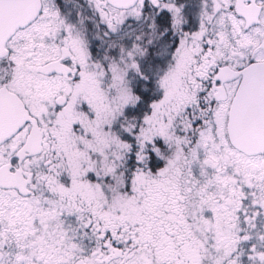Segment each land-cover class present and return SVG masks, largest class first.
<instances>
[{"label": "snow or ice", "instance_id": "1", "mask_svg": "<svg viewBox=\"0 0 264 264\" xmlns=\"http://www.w3.org/2000/svg\"><path fill=\"white\" fill-rule=\"evenodd\" d=\"M0 264H264V0H0Z\"/></svg>", "mask_w": 264, "mask_h": 264}]
</instances>
